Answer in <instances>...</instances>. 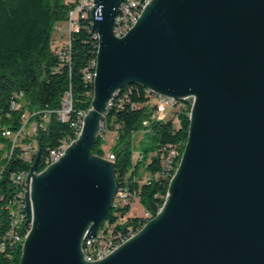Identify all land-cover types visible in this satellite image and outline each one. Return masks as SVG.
Wrapping results in <instances>:
<instances>
[{
    "label": "water",
    "instance_id": "1",
    "mask_svg": "<svg viewBox=\"0 0 264 264\" xmlns=\"http://www.w3.org/2000/svg\"><path fill=\"white\" fill-rule=\"evenodd\" d=\"M122 2H94L92 108L77 140L41 174L38 152L20 264H264V0H152L118 38ZM129 84L193 97L188 141L156 217L90 262L83 242L108 220L118 190L115 163L94 149L109 103Z\"/></svg>",
    "mask_w": 264,
    "mask_h": 264
},
{
    "label": "trees",
    "instance_id": "2",
    "mask_svg": "<svg viewBox=\"0 0 264 264\" xmlns=\"http://www.w3.org/2000/svg\"><path fill=\"white\" fill-rule=\"evenodd\" d=\"M80 0H0V141L10 142L4 137L6 130H19L23 116L29 114L31 121L44 124L45 128L36 136L40 145L39 169L43 171L45 159L50 149H55L66 140L77 138L72 122L78 119L80 126L92 108L94 81L86 80L85 71L96 61L99 42L92 33L91 15L82 21L78 33L72 36V61L65 64L54 45L57 26L68 21L70 12ZM91 65V75L94 73ZM71 91L74 112L70 122L58 120L65 95ZM23 93L21 108H12L16 96ZM110 111L104 118L108 134H113L115 145L109 153L116 156L117 194L123 188L138 192L140 199L153 212L165 204L170 183L180 165L190 131L192 105L178 103L179 109L166 119H152L155 111L154 94L140 85L129 84L122 88ZM149 121L148 126L144 122ZM144 132L152 137V146L141 149L140 159L134 161L132 139L136 133ZM42 134L44 135L43 138ZM30 141L27 139L26 142ZM105 140L99 137L94 154L106 157L109 153L103 148ZM10 148V145H8ZM173 151L174 163L171 177L163 174V164ZM0 150V221L2 229L9 227L10 214L7 207L21 191L14 184L12 176L21 178L30 164L16 150L12 158L4 159ZM5 168V171H4ZM146 179H151L147 181ZM26 193V187L24 194ZM24 197H16L13 217H21ZM131 206L118 210L122 218L117 229L125 234L131 230L139 232L145 223L144 217L128 216ZM112 207L108 220L117 222ZM119 217V218H120ZM146 224V223H145ZM31 229L25 218V233L22 242L9 245L0 252V264H20L23 245ZM117 230V231H118Z\"/></svg>",
    "mask_w": 264,
    "mask_h": 264
},
{
    "label": "built area",
    "instance_id": "3",
    "mask_svg": "<svg viewBox=\"0 0 264 264\" xmlns=\"http://www.w3.org/2000/svg\"><path fill=\"white\" fill-rule=\"evenodd\" d=\"M94 2L95 0H80L75 9L70 12L68 21L65 22L69 31L68 40L59 42V44L55 45L59 57L65 64H70L72 61V36L74 33H78L80 31L82 21L88 19V13H92V9L95 8ZM143 3H149V0H123L118 12L116 36H119V33L128 30V25H131V22H133L134 20V16H136L137 12L140 11V6H142ZM93 22L94 21H91L92 33ZM57 28L61 31V27L58 26ZM93 64L94 61L91 63V65ZM91 65L85 71L86 80L90 82H92ZM150 93L155 95L153 98V105L155 106V111L152 114L153 120L167 118L171 116L175 112V110L180 108L178 107V102L172 100V97L171 99H164V96L162 95H156L152 92ZM119 94L120 93H117L114 99L109 103L108 110L105 113L104 118L110 111ZM23 97V93L17 95V100L13 101L12 108H21L20 100L23 99ZM188 98H190V102H192L193 104V97ZM73 112V96L72 92L69 91L62 101L60 109L57 111L58 120L64 123L70 122ZM82 115L83 112L79 113L78 119L72 122V127L75 129L77 138L82 132V130H80V117H82ZM104 118L100 125L99 137L103 138L106 141L108 132L104 122ZM149 123V121H145L144 126H148ZM39 127L43 129L45 128V125L35 121H31V116L29 114H25L23 116V125L19 130H6L3 132L4 137L10 141L8 143V145H10V148H7V151L4 154V159L12 158L13 153L18 149L21 151V157L30 164V169L28 171H23L22 178H15V174L12 176L14 184L19 187L21 191L12 199L10 205L7 207V210L10 214L9 227L3 230V222L0 221V252H5L8 249L9 245H14L18 242H22V235H24L25 233V212L22 211L21 217H13V205H15L16 203V197H24V190L25 187H27L26 181L28 179V175L31 172V168L35 164L38 152L40 151L39 141L36 138V136L41 133ZM77 138L74 140L66 139L61 143L59 147L50 149L48 156L45 159L44 165H46L49 160H52V158H57L60 155H64L67 148L74 141H76ZM27 139H30V141L26 142ZM175 153L179 152L173 151L172 156L165 160L163 164V174L166 177H171V166L172 163H174ZM140 157V154L137 157L134 156V161H137L138 159H140ZM103 158L112 163H115L116 161V156L113 153H109L106 157ZM147 181L150 182L151 179H146V182ZM138 199H140V194L138 192H130L127 188L122 189V194L115 195L113 208L116 211L114 213V216L117 217L118 220L115 223H112L110 220H106L103 223L102 227L99 229L97 236L91 239L85 238L82 246V251L84 253L86 261L96 262L106 258L108 249L117 250L119 247H121V240H126V237H129L130 234L136 233V230H131L130 232L125 234L119 231L117 227L120 223H122L120 221L122 218L120 217L121 215L118 210L124 208L127 205L132 206L133 203ZM24 203H27V201H24ZM159 211L160 209L157 210V212ZM155 217L156 215H154L153 212L147 211L144 216L145 223L148 222V218Z\"/></svg>",
    "mask_w": 264,
    "mask_h": 264
},
{
    "label": "rangeland",
    "instance_id": "4",
    "mask_svg": "<svg viewBox=\"0 0 264 264\" xmlns=\"http://www.w3.org/2000/svg\"><path fill=\"white\" fill-rule=\"evenodd\" d=\"M63 30H64V35L62 31L56 30V35H55V39H54V45L59 44V42H63V41H67L68 37H69V31H68V27L66 25V23H60ZM58 27V26H57ZM61 34V35H60ZM160 119H166V118H160ZM115 138L113 134H108L107 136V140L105 141V145L103 146V148L109 153L110 147H112L113 145H115ZM152 137L151 136H147L144 132H139L136 133L135 136L132 139V145H133V150H134V156H138L141 152V149H143L146 146L151 147L152 146ZM8 148V142L6 141H0V150H3L4 152L7 151ZM147 212V207L144 205V203L141 201V199L136 200L133 205L131 206V210L128 213V216L131 217H144L145 214Z\"/></svg>",
    "mask_w": 264,
    "mask_h": 264
},
{
    "label": "bare ground",
    "instance_id": "5",
    "mask_svg": "<svg viewBox=\"0 0 264 264\" xmlns=\"http://www.w3.org/2000/svg\"><path fill=\"white\" fill-rule=\"evenodd\" d=\"M151 1L152 0H149V3H143V5L142 6H140V11L139 12H137V15L136 16H134V20H133V22H131V25H128V30H125L124 32H122V33H119V36H116V37H118V38H122V37H124V36H126L130 31H131V29H133L135 26H136V24L138 23V21L140 20V18H141V16H142V14H143V12H144V10H145V8L151 3ZM88 14H90L91 15V18H92V21H94L93 20V17H92V13H88ZM93 25H94V22H93ZM116 25H118V15H117V17H116V24H115V26H114V34L116 35ZM95 33V32H94ZM95 35H96V38H97V40H98V42H99V34L98 33H95ZM98 51H99V45H98V49H97V57H98ZM97 66H98V60H97V58H96V61L94 62V64H93V71H94V73L91 75V79L93 80V81H95V78H96V72H97ZM122 90V89H121ZM120 90V91H121ZM149 90V89H148ZM119 91V92H120ZM150 91V90H149ZM118 92V93H119ZM151 92V91H150ZM153 93V92H152ZM164 99H171V97H167V96H164ZM172 100H174V101H177L178 103L179 102H181V103H183V104H190V105H192V107H193V104H192V102H190V98H187V101H185V102H183V101H178V100H176V99H174V98H172ZM87 116V115H86ZM85 116V117H86ZM85 117H84V119H85ZM83 124H84V120L82 121V124H81V126H80V130H82L83 129ZM61 156L62 155H60V156H58L57 158H52V160H49L48 161V163H47V166L45 167V169L43 170V171H38V172H36V174H41V173H43L44 171H46V169L50 166V165H52V164H54L55 162H57L60 158H61ZM178 170V169H177ZM176 174V173H175ZM22 178V177H21ZM174 178V177H173ZM172 178V179H173ZM172 181V180H171ZM26 192H28V187H26ZM117 192H118V190H117ZM117 194V193H116ZM120 194H122V193H120ZM24 201H26V193L24 194ZM26 204L27 203H23V210L22 211H24L25 212V206H26ZM112 207H113V204H112ZM162 208H160V210H161ZM25 218L27 219V221L29 222V223H31V229L29 230V232H28V234H27V236H26V239H27V237H28V235L30 234V232H31V230H32V221L31 220H29L28 219V217H27V215H26V213H25ZM152 219H154V218H148V222L149 221H151ZM147 222V223H148ZM147 223L145 224V225H147ZM144 225V226H145ZM144 228V227H143ZM142 228V229H143ZM141 229V230H142ZM140 230V231H141ZM139 231V232H140ZM139 232H136L135 234H130V236L129 237H126V240H121V246L122 245H124L126 242H128L130 239H132L133 237H135ZM26 239H25V241H26ZM25 243V242H24ZM116 249H108L107 250V257L109 256V255H111L114 251H115Z\"/></svg>",
    "mask_w": 264,
    "mask_h": 264
},
{
    "label": "crops",
    "instance_id": "6",
    "mask_svg": "<svg viewBox=\"0 0 264 264\" xmlns=\"http://www.w3.org/2000/svg\"><path fill=\"white\" fill-rule=\"evenodd\" d=\"M58 26H61L60 24L58 25ZM61 31L63 32V34L62 35H64V30H63V28L61 27ZM61 35V34H60Z\"/></svg>",
    "mask_w": 264,
    "mask_h": 264
}]
</instances>
